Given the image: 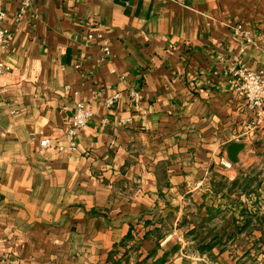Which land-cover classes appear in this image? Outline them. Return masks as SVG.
<instances>
[{"label": "crops", "instance_id": "obj_1", "mask_svg": "<svg viewBox=\"0 0 264 264\" xmlns=\"http://www.w3.org/2000/svg\"><path fill=\"white\" fill-rule=\"evenodd\" d=\"M0 8V264H198L182 261L188 238L220 222L227 191L264 186V109L229 75L264 77V0ZM77 102L94 115L76 147L41 148L66 143ZM232 142L245 147L225 168Z\"/></svg>", "mask_w": 264, "mask_h": 264}, {"label": "rangeland", "instance_id": "obj_2", "mask_svg": "<svg viewBox=\"0 0 264 264\" xmlns=\"http://www.w3.org/2000/svg\"><path fill=\"white\" fill-rule=\"evenodd\" d=\"M252 179L254 180L253 176L246 183L248 186L246 189L241 186L233 191H227L229 197L225 199L226 205L223 210H218L217 214L218 217L220 216V222H213V226L202 224L198 231L191 234L192 237L188 238V241H192L189 244L191 247L183 252V262L264 264V186L260 183L254 184ZM246 207L249 208L252 217L249 224L243 226L246 218L242 214V209ZM207 227H209L208 231ZM210 232H219L221 238L218 244H213L209 249L200 252L198 247L203 241H210L212 235Z\"/></svg>", "mask_w": 264, "mask_h": 264}, {"label": "built area", "instance_id": "obj_3", "mask_svg": "<svg viewBox=\"0 0 264 264\" xmlns=\"http://www.w3.org/2000/svg\"><path fill=\"white\" fill-rule=\"evenodd\" d=\"M28 5L29 0H22L21 9L23 10ZM4 16L5 14L0 8V47H3L7 43L8 32L1 27ZM234 33L243 39L240 45V52H243L248 45L252 43V38L247 31L242 29L241 25L235 27ZM101 49L104 54L108 55L109 48L106 43L102 44ZM0 71H2L1 64ZM229 75L233 88L243 95L247 109L260 115L261 111L264 109V77L261 73L250 70L242 64H238L229 69ZM131 96L134 101L138 102L139 98L137 93H131ZM119 97V93L112 95L106 100V105L112 106ZM93 115V111L83 102H77L70 116L69 126L66 130V143L64 145L56 144L49 138H43L39 142L40 147L43 149L53 148L59 151L74 149L76 147L75 139L78 130L81 129L93 117ZM220 162L225 168L231 167V163L225 158H221Z\"/></svg>", "mask_w": 264, "mask_h": 264}, {"label": "trees", "instance_id": "obj_4", "mask_svg": "<svg viewBox=\"0 0 264 264\" xmlns=\"http://www.w3.org/2000/svg\"><path fill=\"white\" fill-rule=\"evenodd\" d=\"M246 185L247 184L243 185V189H246L248 187ZM242 212H243L242 214H244V216L246 218V219H244V222H243V226H245V225L249 224L250 219H251L252 216L250 215L251 213H250V210H249L248 207H246L245 209H242ZM218 213H219L218 211L215 212V214H218ZM222 233H224L223 230H222ZM211 234L212 235H211L210 241L209 242H204L203 241V243L198 247V250L200 252H203V250H205V249H209L213 244H218V240H220V238H221L219 232H214V233H211ZM201 235H199V236H201ZM203 236H205V235H203Z\"/></svg>", "mask_w": 264, "mask_h": 264}, {"label": "water", "instance_id": "obj_5", "mask_svg": "<svg viewBox=\"0 0 264 264\" xmlns=\"http://www.w3.org/2000/svg\"><path fill=\"white\" fill-rule=\"evenodd\" d=\"M245 147L244 143L232 142L226 148V156L230 163L238 162V153Z\"/></svg>", "mask_w": 264, "mask_h": 264}]
</instances>
